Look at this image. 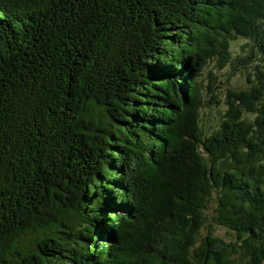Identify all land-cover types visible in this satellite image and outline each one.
<instances>
[{"label": "trees", "instance_id": "obj_1", "mask_svg": "<svg viewBox=\"0 0 264 264\" xmlns=\"http://www.w3.org/2000/svg\"><path fill=\"white\" fill-rule=\"evenodd\" d=\"M0 264H264V0H0Z\"/></svg>", "mask_w": 264, "mask_h": 264}, {"label": "rangeland", "instance_id": "obj_2", "mask_svg": "<svg viewBox=\"0 0 264 264\" xmlns=\"http://www.w3.org/2000/svg\"><path fill=\"white\" fill-rule=\"evenodd\" d=\"M251 47L249 41L237 39L231 42L230 52L233 57L243 56L250 52ZM251 51L255 50L253 49ZM198 80L203 88L202 92L206 99L205 102H210V96L214 94L216 99L220 101V105L218 106L213 103L210 105L207 103L200 110V124L204 131L209 133L220 123L221 114L226 107L227 91L229 89H242L247 84V81L242 72L234 71L228 66L222 70L218 69L214 61L209 63L205 68L203 75ZM213 80H215V84ZM208 87L212 88L211 92H208ZM215 234L221 237H226V230L219 228Z\"/></svg>", "mask_w": 264, "mask_h": 264}]
</instances>
